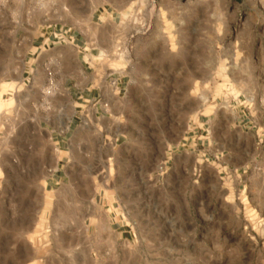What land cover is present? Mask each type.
<instances>
[{
  "label": "rangeland",
  "instance_id": "374dc122",
  "mask_svg": "<svg viewBox=\"0 0 264 264\" xmlns=\"http://www.w3.org/2000/svg\"><path fill=\"white\" fill-rule=\"evenodd\" d=\"M0 264H264V0H0Z\"/></svg>",
  "mask_w": 264,
  "mask_h": 264
},
{
  "label": "bare ground",
  "instance_id": "6f19581e",
  "mask_svg": "<svg viewBox=\"0 0 264 264\" xmlns=\"http://www.w3.org/2000/svg\"><path fill=\"white\" fill-rule=\"evenodd\" d=\"M46 93H48V94H49L50 92H48V91H47Z\"/></svg>",
  "mask_w": 264,
  "mask_h": 264
},
{
  "label": "crops",
  "instance_id": "0c3cea01",
  "mask_svg": "<svg viewBox=\"0 0 264 264\" xmlns=\"http://www.w3.org/2000/svg\"><path fill=\"white\" fill-rule=\"evenodd\" d=\"M34 47H36V48H37L38 46H36V45H35Z\"/></svg>",
  "mask_w": 264,
  "mask_h": 264
}]
</instances>
